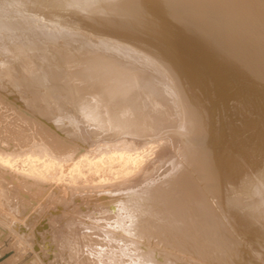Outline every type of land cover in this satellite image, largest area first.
<instances>
[{"label": "bare ground", "instance_id": "obj_1", "mask_svg": "<svg viewBox=\"0 0 264 264\" xmlns=\"http://www.w3.org/2000/svg\"><path fill=\"white\" fill-rule=\"evenodd\" d=\"M0 180L60 264H264V0H0Z\"/></svg>", "mask_w": 264, "mask_h": 264}, {"label": "rangeland", "instance_id": "obj_2", "mask_svg": "<svg viewBox=\"0 0 264 264\" xmlns=\"http://www.w3.org/2000/svg\"><path fill=\"white\" fill-rule=\"evenodd\" d=\"M20 58L27 59V57ZM120 60L123 61L124 58L121 57ZM29 61V64H25L26 67L23 70L17 72V79L20 80L26 78L27 73L30 72V68H34L35 65L43 63L42 58H31ZM4 64L8 67H12L14 65L8 59H5ZM2 76L5 78L7 77L6 74H2ZM8 100L11 101L12 97L10 96ZM165 157H167V153L163 154L161 150H155L154 156L150 158V163L154 164L156 162L155 164H159L158 158L164 160ZM1 184L2 182H0V264H47L48 261V264H60L57 262L58 257L55 254L52 255L47 254L43 250L40 251L38 248L39 246H36L37 244L35 245L36 238L34 235V226L32 225L26 228L24 226L26 225V222L23 223L26 218L25 214L29 209L28 206L20 202L14 193L10 192L6 188H3ZM220 235L219 236L221 238H219V243L222 246L235 250L238 255L237 257L249 261L248 264H250V262L258 263L256 261H252L245 254L248 250H246L245 246L239 242V239L235 240V234L230 231H226ZM260 242L261 243L256 244L260 248L264 249V242L262 240H260ZM247 244L249 245L248 242ZM253 247L256 246L254 245ZM259 249L255 250L258 251ZM44 261L47 262L45 263ZM209 261L210 260L206 259V257L204 258V255H197L193 258L194 264H211Z\"/></svg>", "mask_w": 264, "mask_h": 264}]
</instances>
